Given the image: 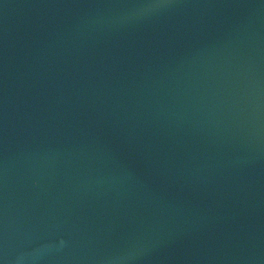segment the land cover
Wrapping results in <instances>:
<instances>
[{
	"label": "water",
	"instance_id": "95a60500",
	"mask_svg": "<svg viewBox=\"0 0 264 264\" xmlns=\"http://www.w3.org/2000/svg\"><path fill=\"white\" fill-rule=\"evenodd\" d=\"M0 264H264V0H0Z\"/></svg>",
	"mask_w": 264,
	"mask_h": 264
}]
</instances>
